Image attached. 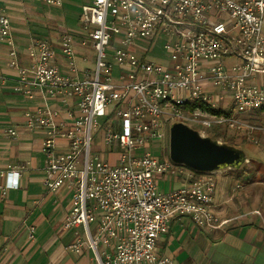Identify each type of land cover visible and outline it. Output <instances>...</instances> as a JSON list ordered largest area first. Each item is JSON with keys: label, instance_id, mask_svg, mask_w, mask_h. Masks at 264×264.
<instances>
[{"label": "built area", "instance_id": "built-area-1", "mask_svg": "<svg viewBox=\"0 0 264 264\" xmlns=\"http://www.w3.org/2000/svg\"><path fill=\"white\" fill-rule=\"evenodd\" d=\"M82 1L79 33L81 43L90 42L96 51L94 71L77 67L69 30L60 37L64 68L53 43L37 37L26 47L32 66L23 67L10 18L0 13V38L12 47L10 66L19 76L13 89L33 97L38 87L52 100L73 101L76 108L67 112L69 122L58 120L59 109L48 106L25 114V127L46 134L43 183L50 192L64 186L72 192L63 227L82 226L84 231L67 246L70 251L81 253L87 245L96 264H172L170 256L159 252L158 240L173 218L190 216L209 231L225 224L214 210L221 170L191 171L181 185L160 190L157 177L174 164L156 155L151 144L167 135L171 119L204 135L225 124L254 139L256 126L232 112L264 108V0ZM162 36L170 54L163 63L148 58ZM6 84L0 75V91ZM99 117L105 118L103 145L120 149L117 163L92 152ZM6 132L16 137L19 126ZM0 177L2 200L19 187L20 170L9 165Z\"/></svg>", "mask_w": 264, "mask_h": 264}, {"label": "crops", "instance_id": "crops-1", "mask_svg": "<svg viewBox=\"0 0 264 264\" xmlns=\"http://www.w3.org/2000/svg\"><path fill=\"white\" fill-rule=\"evenodd\" d=\"M16 4L21 5V2L0 0V13L15 9L13 5ZM16 17L12 19L16 21ZM9 18L17 60L23 67L32 66L26 47L32 38L37 37L53 43L64 68L65 60L60 51V37L64 30L74 32L76 65L87 60L84 49L89 44L81 43L83 36L79 33L80 26L66 29L60 25L57 33L38 36L22 22L13 23ZM11 50L12 47L0 38V75L7 80L5 88L0 91V171L7 170L9 165L20 170L19 187L11 188L7 196L0 200V264H96V255L87 245L81 253L67 249L77 233L83 234L84 231L82 226L63 227L65 215L72 205V192L67 186L50 192L44 185L46 160L42 142L46 134L42 130H30L24 126L26 112L39 106L59 109L58 120L69 122L67 112L75 110V105L71 100L66 104L52 100L38 87L32 89L33 97L15 91L13 87L18 83L19 76L17 70L10 66ZM13 125L19 126L16 137H10L6 132ZM101 140L99 151L95 153L111 163H117L120 149H108ZM171 175L177 182L173 188L183 183L185 175L179 170ZM3 180L0 177V182ZM237 187L245 189L241 185ZM247 187L248 195H252L251 188ZM222 196H215L214 210L226 222L217 230L201 228L187 215L171 220L169 231L158 240V250L170 256L172 264H264V195L259 196L262 197L261 206L249 209L237 197ZM227 201L233 203L226 205Z\"/></svg>", "mask_w": 264, "mask_h": 264}, {"label": "rangeland", "instance_id": "rangeland-1", "mask_svg": "<svg viewBox=\"0 0 264 264\" xmlns=\"http://www.w3.org/2000/svg\"><path fill=\"white\" fill-rule=\"evenodd\" d=\"M18 1L21 2V5H13L15 6V9H10L9 11L6 10L5 13L11 17L13 23L22 22V24L26 25L38 36H47L50 32L53 34L57 33L60 29V25H64L66 29H75L80 26L83 8L82 0H63L62 5L60 6L46 4L40 0ZM13 16H17L16 21H14V18L12 19ZM166 40L167 38L164 36L160 38L153 51L148 53V58L150 60L163 63L170 58V54L165 50L163 45ZM88 44L89 45L86 47V49H84L87 60L80 61L77 63V65L84 71L87 69L94 71L96 68V51L92 48L90 42ZM106 60L109 63H112L114 66L116 65V62L113 58L108 57ZM232 113L234 116L243 118L244 120L249 121L256 126V129L253 130L252 134L254 135V139H252V136L248 135L246 131L229 129L225 124L214 126L213 128L207 130L205 135L212 138L214 130L218 131L219 133L226 132L225 137L222 136L223 139L221 137V139L218 140L220 142L234 145L237 148H242L248 155V161L245 162L240 168H229L227 169L228 171L221 170L216 174L215 196L220 198L223 197V194H226L227 196H232V198L237 197L239 198L238 201H242V204L247 207L246 209L258 207L261 206L262 202V197L259 196L264 195V109L257 108L242 112L234 110ZM98 120L100 129L93 131V136L95 139V143L92 146L93 154L95 151H99V141L102 139L101 131L106 127L104 125L105 118L99 117ZM173 122L174 119L169 120L167 135L162 140L153 141L151 144L154 153L162 159L170 160L169 136L170 126ZM194 128L198 129L196 127ZM173 164L174 168H172V170L169 172L166 179L158 177L157 185L159 186L160 190L168 191L169 189L173 188L174 185H176V179L174 175L171 174L178 172V170L182 169L183 175L191 173V170L186 168V166L176 163ZM238 185L244 186L245 189L238 188ZM247 186L251 188L252 195H248ZM237 198L235 201H237ZM232 203V201L225 202L226 205H230ZM97 222L95 221L91 223V227L93 229L96 228Z\"/></svg>", "mask_w": 264, "mask_h": 264}, {"label": "water", "instance_id": "water-1", "mask_svg": "<svg viewBox=\"0 0 264 264\" xmlns=\"http://www.w3.org/2000/svg\"><path fill=\"white\" fill-rule=\"evenodd\" d=\"M169 137L170 160L201 173L240 168L248 161L244 149L204 135L184 122H173Z\"/></svg>", "mask_w": 264, "mask_h": 264}, {"label": "trees", "instance_id": "trees-1", "mask_svg": "<svg viewBox=\"0 0 264 264\" xmlns=\"http://www.w3.org/2000/svg\"><path fill=\"white\" fill-rule=\"evenodd\" d=\"M264 109V108H263ZM214 112H216V113H221V111H219V110H213ZM225 135H226V132L225 133H219L218 131H216V130H214V134L212 135L213 136V138H215V139H221V137L223 136V137H225ZM223 137H222V139H223ZM186 168H188L189 170H191L192 172H194L195 174H201V172H198V171H195V170H193V169H191V168H189V167H187L186 166ZM166 175H162L161 177L162 178H164Z\"/></svg>", "mask_w": 264, "mask_h": 264}]
</instances>
